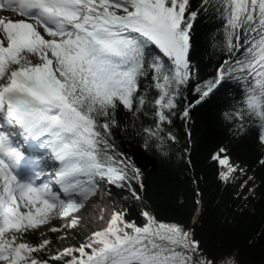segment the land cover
<instances>
[{
    "label": "snow or ice",
    "instance_id": "snow-or-ice-1",
    "mask_svg": "<svg viewBox=\"0 0 264 264\" xmlns=\"http://www.w3.org/2000/svg\"><path fill=\"white\" fill-rule=\"evenodd\" d=\"M0 12L18 17H0V264H237L147 207L138 224L114 205L103 228L55 252L47 233L78 228L86 205L113 189L143 202V173L118 132L167 157L174 118L187 125L196 106L224 93L232 135L256 125L264 145V0H0ZM201 18L220 21L227 58L185 103ZM211 159L222 183L254 189L227 147Z\"/></svg>",
    "mask_w": 264,
    "mask_h": 264
},
{
    "label": "trees",
    "instance_id": "trees-1",
    "mask_svg": "<svg viewBox=\"0 0 264 264\" xmlns=\"http://www.w3.org/2000/svg\"><path fill=\"white\" fill-rule=\"evenodd\" d=\"M223 41V27L218 19L198 20L191 52L197 78L185 92V103L196 97L191 88L209 79L216 66L227 58L222 51ZM227 91L233 96L242 94L237 85ZM229 99L224 93L210 97L192 110L187 125L174 118L173 131L178 142L167 157L145 151L138 139L118 132L116 138L121 150L135 160L143 173V202L136 203L127 192L116 189L108 198L113 206L127 208L128 218L138 224L143 222L140 210L147 207L158 219L191 229L205 252L218 260L234 257L237 264H264V167L258 164L264 158V145L258 140L256 125L243 136L232 135L222 115ZM119 118L126 122V113L120 112ZM220 147H227L235 161L247 166L248 175L255 180L252 191L241 189L235 182L224 184L218 179V166L211 156ZM58 222L55 221L56 226L60 225ZM47 235L53 240L55 252L78 246L89 234L84 235L78 227ZM26 238L32 243L42 239L39 230Z\"/></svg>",
    "mask_w": 264,
    "mask_h": 264
},
{
    "label": "rangeland",
    "instance_id": "rangeland-1",
    "mask_svg": "<svg viewBox=\"0 0 264 264\" xmlns=\"http://www.w3.org/2000/svg\"><path fill=\"white\" fill-rule=\"evenodd\" d=\"M1 14L3 13H0V15ZM8 16H11L13 18H18L17 14L15 13H8ZM96 206L97 207L99 206L102 209L99 208L97 209V211H94V207ZM113 210H114V206L107 195H102L100 198L90 201L87 207L84 208L80 213V216L82 217V224L81 226H79V228L83 231L84 235L90 234V232L94 230H100L105 226V222L111 216ZM90 214H93L94 217L97 216L98 219L96 221L88 219L87 216ZM101 217H103V219H101ZM58 223L62 224L64 223V221H60Z\"/></svg>",
    "mask_w": 264,
    "mask_h": 264
},
{
    "label": "bare ground",
    "instance_id": "bare-ground-1",
    "mask_svg": "<svg viewBox=\"0 0 264 264\" xmlns=\"http://www.w3.org/2000/svg\"><path fill=\"white\" fill-rule=\"evenodd\" d=\"M99 208L102 209V208L99 207V206H98V207H97V206L94 207V211H97V209H99ZM87 218L90 219V220H93V221H96V220L98 219V217H97V216L94 217L93 214L88 215Z\"/></svg>",
    "mask_w": 264,
    "mask_h": 264
}]
</instances>
